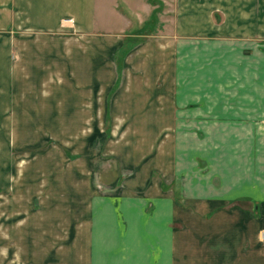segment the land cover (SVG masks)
Masks as SVG:
<instances>
[{
	"label": "rangeland",
	"instance_id": "rangeland-1",
	"mask_svg": "<svg viewBox=\"0 0 264 264\" xmlns=\"http://www.w3.org/2000/svg\"><path fill=\"white\" fill-rule=\"evenodd\" d=\"M141 1L147 6L135 7L125 38L127 47L139 44L127 57L130 81L111 96L108 116L99 93L85 106L84 94L62 87L63 115L42 117L23 114L32 103L17 107L0 91V264H30L49 249L65 252L73 238L121 229L128 237L210 232L214 220L191 226L190 216L185 230L177 216L210 208L189 196L217 186L220 170L249 167V47L264 41L249 29L263 31L264 22L205 6L210 0ZM142 19L149 26L133 34ZM15 74L0 57V86ZM49 97L45 113L56 96ZM136 211L145 223L134 221Z\"/></svg>",
	"mask_w": 264,
	"mask_h": 264
},
{
	"label": "crops",
	"instance_id": "crops-1",
	"mask_svg": "<svg viewBox=\"0 0 264 264\" xmlns=\"http://www.w3.org/2000/svg\"><path fill=\"white\" fill-rule=\"evenodd\" d=\"M143 3L141 0H0V57L18 74L17 78L16 74L9 78L7 87L0 86L4 92L2 99L17 107L28 100L33 107L22 105L18 109L23 114L28 109L42 112V117H61L58 97L63 94L62 87H69L70 94L86 96L85 106L95 93L101 94L105 101L104 117L108 116L111 96L130 81L126 77L130 73L127 57L139 44L126 53L119 69L116 58L129 35L130 23L135 20L132 16L135 7L147 6ZM204 5L215 6L229 15H249L246 19L255 16L264 22V0H210ZM150 10L147 7V15ZM142 21L133 34L139 35ZM200 25L199 30L210 31L205 24ZM251 32L250 36L264 37V28L262 31L252 26ZM158 45L153 42L151 46ZM249 48V167L246 165L245 172H238L237 165L228 173L220 170L217 186L189 196L198 204L207 202L210 208L201 212L188 210L177 216L185 230V219L190 216L194 217L187 222L191 226L197 222L201 227L214 220L210 232L199 229L193 237H128L125 229H121L116 237L85 238L82 242L73 238L65 252L53 248L52 252L49 249L27 261L30 264H264V243L258 234L264 227V41ZM117 70L118 83L111 90ZM136 70L133 69L135 75ZM138 83L137 87H142ZM16 84L20 88L17 94ZM133 84L137 85V79ZM52 94L56 96L54 105H49V113H45L43 103H48ZM77 106L81 104L70 107L71 115H77ZM52 107L59 114L53 115ZM117 209L125 212L124 207ZM165 209L167 213L174 210L169 197ZM212 210V216L208 217ZM140 217L136 211L134 221ZM140 221L145 223L146 218L142 216ZM103 226L100 228L104 229ZM165 228L167 233L172 230Z\"/></svg>",
	"mask_w": 264,
	"mask_h": 264
},
{
	"label": "trees",
	"instance_id": "trees-1",
	"mask_svg": "<svg viewBox=\"0 0 264 264\" xmlns=\"http://www.w3.org/2000/svg\"><path fill=\"white\" fill-rule=\"evenodd\" d=\"M152 13H153V12H151V14H150V15H151V19H152V16H153ZM147 26H149V25L144 24V25L140 28V30L138 31V34H143V33H144V30H145V28H147ZM125 44H126V40H125V43H124L123 47H121L120 50H119L118 53H117L116 63H117V67H118V69L120 68V64H121V62H122L124 56L126 55V53H127L132 47H133V45L127 47V46H125ZM118 71H119V70H117L116 80H115L114 85L112 86L111 90L115 89L116 86H117L118 79H119V72H118ZM110 93H111V92H110ZM106 104H107V103H106Z\"/></svg>",
	"mask_w": 264,
	"mask_h": 264
},
{
	"label": "built area",
	"instance_id": "built-area-1",
	"mask_svg": "<svg viewBox=\"0 0 264 264\" xmlns=\"http://www.w3.org/2000/svg\"><path fill=\"white\" fill-rule=\"evenodd\" d=\"M259 239L264 243V227L259 230Z\"/></svg>",
	"mask_w": 264,
	"mask_h": 264
}]
</instances>
